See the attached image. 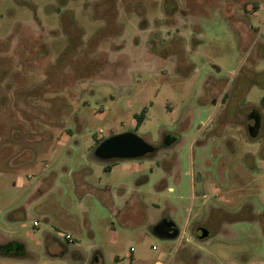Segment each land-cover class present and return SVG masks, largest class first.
<instances>
[{
  "label": "rangeland",
  "instance_id": "374dc122",
  "mask_svg": "<svg viewBox=\"0 0 264 264\" xmlns=\"http://www.w3.org/2000/svg\"><path fill=\"white\" fill-rule=\"evenodd\" d=\"M262 99L264 0H0V264H264Z\"/></svg>",
  "mask_w": 264,
  "mask_h": 264
},
{
  "label": "water",
  "instance_id": "95a60500",
  "mask_svg": "<svg viewBox=\"0 0 264 264\" xmlns=\"http://www.w3.org/2000/svg\"><path fill=\"white\" fill-rule=\"evenodd\" d=\"M257 131L249 130V136L255 137ZM153 152V148L145 144L138 137L130 134L123 133L109 137L101 142L96 148L94 154L99 160L108 159H138L147 156ZM154 236L161 239H173L178 236V230L171 221L164 220L151 229ZM208 232L204 229L199 230L197 238L200 240L206 239ZM0 253L8 257L20 258L23 256L22 246H19L18 250L14 253L6 252L4 247H0Z\"/></svg>",
  "mask_w": 264,
  "mask_h": 264
},
{
  "label": "flooded vegetation",
  "instance_id": "af4514ba",
  "mask_svg": "<svg viewBox=\"0 0 264 264\" xmlns=\"http://www.w3.org/2000/svg\"><path fill=\"white\" fill-rule=\"evenodd\" d=\"M260 124H261V119H260V114L256 111H252L249 115H248V120L246 123V129H247V133H249V130L254 131L256 130L258 133V130L260 128ZM178 139H175L173 136L171 135H165L163 138V146L164 147H170L171 145L177 143ZM157 152V150L154 148L153 152L148 154L147 156H153L155 155ZM145 156V157H147ZM166 219H161V221H164ZM159 221V222H161ZM169 221V220H168ZM179 234V232H178ZM19 246H22L19 243L16 242H12V243H8L5 245H2L1 247H4V250L6 252H12L14 253L16 250H18ZM22 252H23V256L25 255V250L24 247L22 246Z\"/></svg>",
  "mask_w": 264,
  "mask_h": 264
},
{
  "label": "trees",
  "instance_id": "16d2710c",
  "mask_svg": "<svg viewBox=\"0 0 264 264\" xmlns=\"http://www.w3.org/2000/svg\"><path fill=\"white\" fill-rule=\"evenodd\" d=\"M261 104L264 105V99L261 100ZM146 113V108H143L140 113L136 116V126H138L141 121H142V118L144 117V114ZM1 254V253H0ZM75 258V257H73Z\"/></svg>",
  "mask_w": 264,
  "mask_h": 264
},
{
  "label": "built area",
  "instance_id": "2783aa9c",
  "mask_svg": "<svg viewBox=\"0 0 264 264\" xmlns=\"http://www.w3.org/2000/svg\"><path fill=\"white\" fill-rule=\"evenodd\" d=\"M65 239H68V237H67V236H65Z\"/></svg>",
  "mask_w": 264,
  "mask_h": 264
},
{
  "label": "crops",
  "instance_id": "0c3cea01",
  "mask_svg": "<svg viewBox=\"0 0 264 264\" xmlns=\"http://www.w3.org/2000/svg\"><path fill=\"white\" fill-rule=\"evenodd\" d=\"M138 169V168H137ZM157 264V263H156Z\"/></svg>",
  "mask_w": 264,
  "mask_h": 264
}]
</instances>
